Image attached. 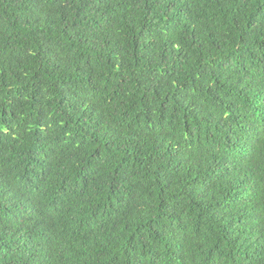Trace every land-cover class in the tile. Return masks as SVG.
Wrapping results in <instances>:
<instances>
[{
  "label": "trees",
  "instance_id": "trees-1",
  "mask_svg": "<svg viewBox=\"0 0 264 264\" xmlns=\"http://www.w3.org/2000/svg\"><path fill=\"white\" fill-rule=\"evenodd\" d=\"M0 264H264V0H0Z\"/></svg>",
  "mask_w": 264,
  "mask_h": 264
}]
</instances>
